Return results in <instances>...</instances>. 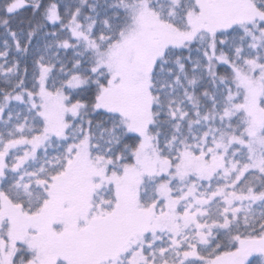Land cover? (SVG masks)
<instances>
[{
  "label": "snow or ice",
  "instance_id": "snow-or-ice-1",
  "mask_svg": "<svg viewBox=\"0 0 264 264\" xmlns=\"http://www.w3.org/2000/svg\"><path fill=\"white\" fill-rule=\"evenodd\" d=\"M0 264H264V0H0Z\"/></svg>",
  "mask_w": 264,
  "mask_h": 264
}]
</instances>
